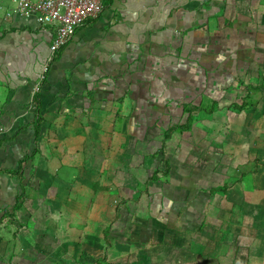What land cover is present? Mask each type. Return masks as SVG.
I'll use <instances>...</instances> for the list:
<instances>
[{
  "label": "rangeland",
  "instance_id": "obj_1",
  "mask_svg": "<svg viewBox=\"0 0 264 264\" xmlns=\"http://www.w3.org/2000/svg\"><path fill=\"white\" fill-rule=\"evenodd\" d=\"M236 37L229 30L202 60L194 51L189 59L169 51L178 69L176 59L193 63L192 88H163L151 111L139 106L143 139L114 132L117 112L130 125L124 115L133 100L102 107L107 117L84 136V160L80 153L77 168L59 171L69 176L64 183H76L64 184V264L70 258L74 264H260L264 226L255 213L264 192V39ZM254 239L262 241L249 255Z\"/></svg>",
  "mask_w": 264,
  "mask_h": 264
},
{
  "label": "crops",
  "instance_id": "obj_2",
  "mask_svg": "<svg viewBox=\"0 0 264 264\" xmlns=\"http://www.w3.org/2000/svg\"><path fill=\"white\" fill-rule=\"evenodd\" d=\"M103 2L101 14L78 27L52 54L54 26L21 17L13 0H0V264H64V184L74 189L76 183H64L69 176L59 171L77 168L80 153L84 160V136L92 126H100L102 107L133 100V108L124 115L130 125L121 116L124 112H117L113 118H118L120 129L114 132L133 139L140 134L143 139V126L136 121L146 118L139 106L148 104L151 111L163 88H192L190 51L202 60L213 49L209 45L217 48L214 42L224 40L229 30L235 39L242 36L241 41L264 39V0ZM259 19L262 25L256 24ZM169 51L187 57L176 59L182 68L170 64ZM41 77L39 91L31 95ZM127 165L126 159L125 175ZM261 195L255 211L259 228L264 226L263 191ZM73 201L77 212L81 205ZM70 225L77 227L72 220ZM71 226L68 231H76ZM257 241L262 240L249 241V255ZM67 261L74 264L77 259Z\"/></svg>",
  "mask_w": 264,
  "mask_h": 264
},
{
  "label": "built area",
  "instance_id": "obj_3",
  "mask_svg": "<svg viewBox=\"0 0 264 264\" xmlns=\"http://www.w3.org/2000/svg\"><path fill=\"white\" fill-rule=\"evenodd\" d=\"M16 13L21 17H34L40 25H53L54 36L49 49L56 53L71 38L75 30L88 19L98 17L104 9L103 0H13ZM42 77L35 81L30 94L37 93ZM1 110V108H0ZM3 128L0 126V134Z\"/></svg>",
  "mask_w": 264,
  "mask_h": 264
},
{
  "label": "trees",
  "instance_id": "obj_4",
  "mask_svg": "<svg viewBox=\"0 0 264 264\" xmlns=\"http://www.w3.org/2000/svg\"><path fill=\"white\" fill-rule=\"evenodd\" d=\"M156 177H157V176H153V177H152V180H158V179H159V178L157 179ZM215 190H216V188L213 189V191H215Z\"/></svg>",
  "mask_w": 264,
  "mask_h": 264
}]
</instances>
